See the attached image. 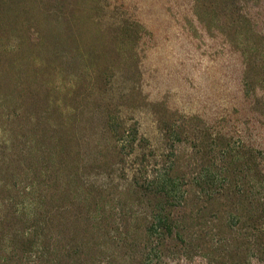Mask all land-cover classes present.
<instances>
[{"label": "rangeland", "instance_id": "rangeland-1", "mask_svg": "<svg viewBox=\"0 0 264 264\" xmlns=\"http://www.w3.org/2000/svg\"><path fill=\"white\" fill-rule=\"evenodd\" d=\"M0 264H264V0H0Z\"/></svg>", "mask_w": 264, "mask_h": 264}, {"label": "trees", "instance_id": "trees-1", "mask_svg": "<svg viewBox=\"0 0 264 264\" xmlns=\"http://www.w3.org/2000/svg\"><path fill=\"white\" fill-rule=\"evenodd\" d=\"M149 185L158 190V193H156L157 195L163 194L161 196L162 201H167V199H170V196L175 197V194L178 191L176 179L171 178L168 173L154 177L152 181H149ZM178 224L179 221H176L171 215H169V213L163 214V212H161L153 218L149 233L155 236L160 235V237L163 236L164 238H172L174 236L181 238Z\"/></svg>", "mask_w": 264, "mask_h": 264}]
</instances>
